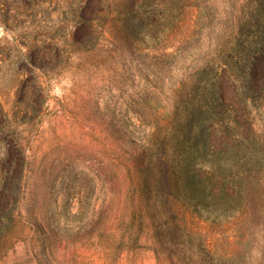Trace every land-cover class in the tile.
I'll use <instances>...</instances> for the list:
<instances>
[{
    "label": "rangeland",
    "instance_id": "374dc122",
    "mask_svg": "<svg viewBox=\"0 0 264 264\" xmlns=\"http://www.w3.org/2000/svg\"><path fill=\"white\" fill-rule=\"evenodd\" d=\"M216 1L206 11L211 21L187 10L181 27L173 6L162 32L168 40L154 49L122 20L125 0H0V264H163L147 236L119 252L108 248V234L98 238L97 227L117 225L114 216L128 209L133 141L144 143L168 111V86L193 64L214 62L212 43L225 48L252 35L254 25L242 36L232 32L250 0ZM193 20L192 36L179 45ZM257 50L259 42L244 61L248 109L237 93L244 83L225 65L216 84L233 114L246 123L240 114L250 112L264 136V57ZM240 218L218 231L211 255L220 264H264V214Z\"/></svg>",
    "mask_w": 264,
    "mask_h": 264
},
{
    "label": "trees",
    "instance_id": "16d2710c",
    "mask_svg": "<svg viewBox=\"0 0 264 264\" xmlns=\"http://www.w3.org/2000/svg\"><path fill=\"white\" fill-rule=\"evenodd\" d=\"M125 1L128 11L122 20H129L130 28L132 24L135 40L149 37L154 49L168 40L162 32L173 21V6L179 15V27L184 25L182 14L187 10L194 17L198 11L205 12L204 19L211 21L206 11L212 9V0ZM263 1L250 0L238 9L232 32L242 36L244 28L254 25L252 35L228 40L225 48L220 42L209 45L207 50H215L210 55L214 62L205 59L193 64L180 82L169 85L168 111L152 125L153 131L144 143L133 141L128 209L114 216L117 225L101 223L97 227L98 238L110 236L112 243L106 248L115 245L120 247L119 252L132 251L147 236L163 264H220L211 254L223 225L235 218L244 219L253 210L264 214V136L255 130L250 112L240 114L246 123L233 114L236 108L225 102L216 84V74L225 65L244 83L242 90L237 83V93L248 109L249 96L244 89L248 90L245 79L249 74L244 61L251 56L249 52L256 42L260 45L257 53L264 57ZM196 26L195 20L188 22L179 45L192 36ZM219 28L223 29L222 24ZM109 32L116 35V31ZM126 35L122 36L128 41ZM249 83L252 91L255 78ZM255 198L262 202L261 208H257ZM7 217L14 219L13 209L8 210ZM211 226L216 227L211 230ZM261 255L264 259V246Z\"/></svg>",
    "mask_w": 264,
    "mask_h": 264
}]
</instances>
